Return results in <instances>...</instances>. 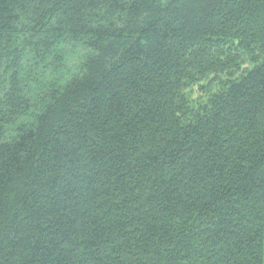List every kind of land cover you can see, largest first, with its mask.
I'll list each match as a JSON object with an SVG mask.
<instances>
[{"label":"trees","instance_id":"obj_1","mask_svg":"<svg viewBox=\"0 0 264 264\" xmlns=\"http://www.w3.org/2000/svg\"><path fill=\"white\" fill-rule=\"evenodd\" d=\"M0 264H264V0H0Z\"/></svg>","mask_w":264,"mask_h":264}]
</instances>
